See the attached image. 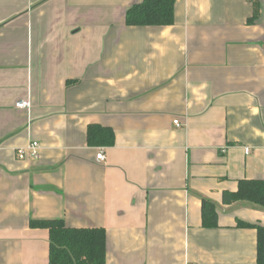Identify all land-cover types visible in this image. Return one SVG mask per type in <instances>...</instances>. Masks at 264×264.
<instances>
[{
  "label": "crops",
  "instance_id": "0c3cea01",
  "mask_svg": "<svg viewBox=\"0 0 264 264\" xmlns=\"http://www.w3.org/2000/svg\"><path fill=\"white\" fill-rule=\"evenodd\" d=\"M143 1L0 0V264H49L30 222L51 220L105 230L107 264H257L238 223L264 210L224 195L264 180V0H176L174 25L128 27Z\"/></svg>",
  "mask_w": 264,
  "mask_h": 264
},
{
  "label": "trees",
  "instance_id": "16d2710c",
  "mask_svg": "<svg viewBox=\"0 0 264 264\" xmlns=\"http://www.w3.org/2000/svg\"><path fill=\"white\" fill-rule=\"evenodd\" d=\"M176 0H144L126 15L128 27H170L175 22ZM88 142L92 147H112L111 129L90 127ZM246 202L264 210V180L240 181L235 194L225 193L224 203ZM204 227H217L215 205L203 199ZM30 227L47 230L50 236L49 264H107V234L103 229H72L63 220L31 221ZM239 229L257 231V264H264V225L238 223Z\"/></svg>",
  "mask_w": 264,
  "mask_h": 264
},
{
  "label": "built area",
  "instance_id": "2783aa9c",
  "mask_svg": "<svg viewBox=\"0 0 264 264\" xmlns=\"http://www.w3.org/2000/svg\"><path fill=\"white\" fill-rule=\"evenodd\" d=\"M16 108L20 110H26L29 111L31 109V102L30 101H20L16 104ZM175 126L180 128L181 125L179 121L174 122ZM41 152H42V146L38 142H30L26 147H23L17 151L18 158L21 161L30 160L37 162L41 159ZM221 153L226 154L227 149H222ZM245 154L250 155L251 149H245ZM97 162L99 164H102L105 162L106 158L103 151H100V153L96 157Z\"/></svg>",
  "mask_w": 264,
  "mask_h": 264
}]
</instances>
